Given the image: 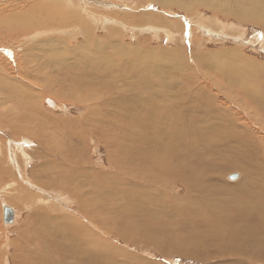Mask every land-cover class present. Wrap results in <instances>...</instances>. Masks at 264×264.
Here are the masks:
<instances>
[{"label":"rangeland","instance_id":"obj_1","mask_svg":"<svg viewBox=\"0 0 264 264\" xmlns=\"http://www.w3.org/2000/svg\"><path fill=\"white\" fill-rule=\"evenodd\" d=\"M179 1L0 0V21L6 18H13L12 21H14L11 22L13 25L10 23L9 26L0 24V77H3L5 82L0 84L5 85L16 81L21 91L27 90L24 92L25 100L19 97L23 95L22 92L17 94L19 101L26 103L23 108L27 114L22 116L18 106L16 107L19 101L17 104L14 103L8 95L0 91V162H7L11 168L10 172L4 165L0 166L2 173L0 175L3 178L0 182V264H31L40 261L30 257L29 254L26 255L29 252L26 250L29 246L27 235L40 236L47 233L46 231L52 238L50 244L54 255L51 260L55 264H71L72 261L65 256H60L59 251L62 255L69 257L73 250L72 240L70 239L69 244L67 236L54 233L50 225L42 220V216L50 218L57 215L76 220L81 226L87 227L93 234L99 236L100 242L104 241L113 249H120V253L126 255V258L120 256L124 264L130 263L129 257L139 259L140 264L145 262L149 264H237L239 260L244 264H264L263 195L260 196L263 198L259 197V202L262 204L254 207L253 203L247 199V196L252 194H247L242 199L248 202L246 208L243 207L247 210H239L240 215L235 209L224 212V217L236 216H227L230 220L229 224H227L228 220L215 222L219 224L221 233L224 231L227 233V237L240 234V243H249L250 251L233 254V250L229 252V247L213 250L212 240L203 238L209 235L206 230L209 229L211 234L215 231L211 232L213 227L210 228L208 223H199L195 226L185 217L176 216L172 212L163 217L160 213H149L146 210V208L150 210L154 205L158 208L162 203L169 202L161 198L159 168L154 163L156 158L164 156V149L167 147L164 141L170 140L169 135L167 138H157L152 141L153 145L149 149L140 151L133 149L135 145L128 142L129 140H122V142L119 139L122 131L127 132L123 134L124 136L128 134L127 137H131V134L135 135L132 127L140 125V120L144 118L145 112H148V104L132 99L146 95L145 91L142 93L145 84L142 83L141 78H145L147 72L152 70L154 76L152 72L151 76L157 80L158 77L155 78V76L163 72L166 83L169 85L167 84L168 88L160 86L162 89L156 87V90L161 92L156 99L160 105L156 106H161L165 101L166 109L173 108L185 120L195 118L193 122H198V134L206 129V126L202 125L205 123L221 128L227 134L235 135L234 138L218 146L217 153H210L206 145L202 143L199 149L198 146L196 150L193 147L190 149L189 146H185L189 143L188 140L173 137V141H170L172 145L177 146L176 161L186 165L189 181L198 174L200 179L196 184L198 188L207 192L219 190L217 192L220 195L227 196L226 205L232 207V193H229L227 189L232 188V184L243 183L241 175L245 176L250 163L246 161L245 170L239 166L233 168L230 164L248 158L253 166L259 160V164L264 167V105L262 102L264 83L245 78L249 71L255 73V64L264 68V25L244 21L236 15L212 11L214 7L223 6L219 0H214V4L210 3L209 7L195 0H181V3ZM226 6L234 12L243 13L241 11L244 5L241 0H233ZM257 9L254 7L250 13L253 10L255 14L259 13ZM46 14L52 18H48ZM20 16H24L22 19L24 22L29 23L34 20L38 22V25L35 24L27 29L16 28L15 19ZM41 17H45L47 21ZM147 17L151 19L150 22L145 21ZM101 42L104 54L94 48ZM66 46L75 53L79 52L80 55H91L90 60H97L95 62L97 64L90 68L95 72L94 80L98 81L94 86L90 87L86 82L87 85L82 88L83 90L80 89L78 84L84 77L83 71L87 72L88 66L85 68L78 60L75 61L77 53L68 57L69 63L77 62L69 72L58 69L53 62L49 61L47 57L52 55L51 49L56 50L55 54H57L58 50L66 51ZM125 47L133 49L132 58L140 48L139 50L143 52L140 56L143 59L137 63L135 59L134 62L128 58L124 59L122 49ZM227 51L237 53L239 58L235 62L243 63L238 67L244 71L239 72L235 77L243 83L238 93L226 89L222 78H215L216 75L213 73L214 76L210 75L212 67L219 58L226 62L232 61L230 57L221 53ZM124 54L129 57L128 53ZM219 54L221 55L218 56ZM198 58L202 63V69L207 73L199 68ZM99 59L103 61L100 62ZM126 61L128 64L125 63ZM118 65H121V68ZM263 68L259 67V72H262ZM108 69L119 70L120 74L126 77H118L119 72L106 74ZM134 70L136 73H133ZM66 74L70 78H66ZM102 87H106L105 98L110 99L115 105L103 109L95 106V109L91 110L90 103L85 104L84 101L74 99L78 98L77 96L83 98L89 94L93 95V92L101 90ZM196 92L209 100L207 105L204 103L197 108ZM253 93L257 95L255 100L250 99ZM46 99L55 103V111L45 105ZM30 101L35 103L34 107ZM140 107L145 111L136 113L134 109ZM128 110L130 113H126ZM207 110L210 111L206 112ZM101 112L107 117L112 116L120 120V125L114 127L110 118L100 119ZM222 114L229 117L232 122L221 121ZM150 120L158 121L159 119L151 118ZM2 121H5L7 126H4ZM144 122L148 126L147 135H151L154 128H167L163 121L154 124L148 118H144ZM16 126L20 127V132L18 128L15 129ZM135 130L137 131V128ZM244 137H247L246 147L242 146ZM159 140L163 141V148L157 145ZM211 140L213 138L207 137L206 143ZM147 141H144L145 144ZM117 142L121 149L114 150ZM131 145L134 146L129 148ZM156 149H160V155L156 153ZM119 150H123V153ZM172 150L168 153L171 154ZM165 164L167 169V161ZM143 165H146L148 169H144ZM16 168H19V171ZM82 169L84 172H99L101 176L95 173L98 175L96 178L102 183L104 178L108 180L106 176L110 183L114 180L115 184H118V188L113 186L116 192L111 189L104 193L95 191L96 195L91 196L90 191L93 188L88 187L83 179L81 184L76 183L80 177L74 178L75 176L72 175L74 171L78 174L84 173ZM234 174H237V179L230 181L229 177ZM253 175L250 174L251 177ZM215 176H220L223 182L222 188L219 187L221 184L214 181ZM92 179L90 177V180ZM201 180L204 182L202 183ZM139 183H146L151 192L140 199V203L133 209L134 204L127 203L122 195L123 193L132 194ZM163 183L164 191H166V185L170 187L167 193L172 195L168 197L174 199V202H170L171 204L177 203L179 198H185L188 195L187 183L179 182L177 178L165 179ZM252 183H255L252 189L255 187L258 188L257 191L263 192L261 179L252 180ZM120 187L122 190L119 189ZM86 190L89 192L84 195ZM118 190L123 193H117ZM194 195L201 196L199 192ZM194 195L193 197H196ZM234 198L236 200L238 197ZM94 200L99 201L101 209L95 216L90 204V201ZM2 203L15 211L14 224L9 226L3 224ZM131 205L132 211H129ZM81 206L84 208V213L81 212ZM248 210L251 212L245 213ZM252 213L251 219L248 216H252ZM98 214L104 219L103 229L97 225ZM149 215H154L157 223H152L148 218ZM163 219L164 221L159 224L158 221ZM22 224L30 228L27 227L26 232L19 233L18 228ZM129 231L131 238L127 237ZM250 233L256 234L258 239L251 237ZM40 239L44 240V244L39 242ZM40 239H37V242L45 252L47 250L45 237L40 236ZM186 239L193 241L200 250L203 245L207 249L210 248L208 252L211 258L200 255L196 257L195 254L189 255L178 250L182 245L179 243L185 242ZM77 247L74 246L76 250L84 249L81 245ZM214 255L217 257H213ZM105 264H110L107 259Z\"/></svg>","mask_w":264,"mask_h":264},{"label":"bare ground","instance_id":"obj_2","mask_svg":"<svg viewBox=\"0 0 264 264\" xmlns=\"http://www.w3.org/2000/svg\"><path fill=\"white\" fill-rule=\"evenodd\" d=\"M195 1L197 3H199V4L201 3L202 5H205L207 7H209L210 3L214 4V0H207V1H205V0H195ZM219 1H221L223 3V6L222 7H220V6L214 7L212 11H219L222 14H225V15H233V16L236 15L239 19H242L244 21L257 23V24L262 23V25H264V1L263 0L262 1H259V0L258 1L257 0H250V1L241 0L242 4L244 5V8L241 11L243 13L234 12L233 10H231L230 7L226 6V5H228L229 2H232L233 0H219ZM179 3H181V0L179 1ZM248 4H250V6H248ZM254 7L258 8L257 10L259 11V13L255 14L254 10L252 11V13H250L251 10ZM47 17H48V15H47ZM42 18L43 17H41V19ZM48 18H50V17H48ZM22 19H24V16H20L18 19H15V21H17V23L15 24L16 28H21V29L26 28L27 29L29 27L35 26V24L38 23L37 21H34V20L32 22L28 23V22H24ZM43 19L46 20L45 17ZM53 19H55V18H53ZM12 20H13V18H8V19L6 18V19L1 20L0 24H3L5 26H9L8 24H10L11 22H14ZM146 20L150 22L151 19H149L147 17V19H145V21ZM46 21H45V23H46ZM59 22H62V21H59ZM45 23H43V24H45ZM11 24L13 25V23H11ZM40 24H41V22L39 23V25ZM41 26H44V25H41ZM47 46L50 47V45H47ZM94 48H96V50H98L100 53L104 54V48L102 46V42L101 43H97ZM139 49H137L136 53L133 55V58H132L131 57V53H132L133 49L125 47L124 49H122L123 58L124 59L128 58V59H130L132 61L135 59L136 60L135 62L137 63L139 60L143 59V57L140 56L141 53L143 54V52L140 51ZM51 50H52V52L50 54H52V55L51 56L48 55L47 58H49V61L53 62L57 66L58 69H61V70L65 71V72H69L71 70L72 66H75L77 62H73L72 61V63H69V61H68L69 58L68 57L71 54H73V55L75 54L76 55V53H77V55L75 57V61L78 60L82 66L84 65V67L88 66L87 67V72L83 71L84 77L83 78L81 77L82 79L80 81V84H78L80 86L81 90H83L82 88L85 85H87V84L90 85V87H92V86H94L95 83L98 82V81L94 80L95 78H93V77H96L95 72L92 69H90V68L94 67V64H97V63H95L97 60H94V61L90 60V56L91 55L90 56H88V54L80 55L79 52L75 53L74 51L69 49L68 46H66V51L63 50L61 52V51L58 50L57 54H55L56 50H54V49H51ZM48 53H49V51H48ZM124 53H128L129 57L127 55H125ZM221 53H223L224 56L230 57L232 59V61L228 60V62H226L224 60L222 61V58H219L217 63H215V65L212 67V69L210 71V75L215 74L216 75L215 78H217V79H221L222 78L223 79L222 82L224 83L223 85L225 86L226 89L232 90L233 92L238 93V90L243 85V83L240 80H238L237 78H235V77H237V74L239 72H243L244 71V69H241V68L238 67V65L243 64V63L242 62H235V60L239 58L238 54L235 53V52L227 51V52H221ZM148 54H151V53L148 52ZM73 55H71V56H73ZM220 55L221 54H219L218 56H220ZM136 57H137V59H136ZM99 60H100V62L103 61V59H99ZM130 60H128V61H130ZM199 60L200 59L198 58L197 61L200 63ZM125 63L128 64L127 61ZM118 66L121 68V65H118ZM150 67H152V66H150ZM259 67L263 68V66L255 64V67H254L255 73L253 71H249L246 74L245 78L247 80H250V81L251 80H258L261 84H263L264 83V68H263V71L261 70L262 72H259L260 71ZM199 68L201 69V71L206 72L204 69H202V63L199 64ZM108 72L110 74H115V73L119 72V70H115V69L114 70L113 69L109 70L108 69L106 74ZM151 72H152V70H151ZM151 72L148 71L147 75H145V78H143V77L141 78L142 83L145 84V86L143 88L144 90L142 91V93L146 92V95H144L142 97L136 96V97H134L132 99L133 100H138L140 102H144V103L149 105V109H147L148 112H145L144 118H148L149 121L151 123H154V124L160 123L161 121H163V123L165 122V124L167 125V128L166 129L154 128L153 131H152V134L151 135H147L146 134V128L148 126L144 122V118H142L143 121L140 120V122H141L140 125H136V126L132 127L133 131H135L136 134L135 135L131 134V137H127L128 134L125 135V136L123 135V134H126L127 132L124 133V131H122V133H121V135L119 137V139L121 141L122 140H129L128 142H131V143H133L135 145V147H133V149H135L137 151H140V150H143V149H149L153 145L152 141L156 140L157 138H159V139H162L164 137L167 138V136L169 135L170 140H172V141L174 139L173 137H178L179 139L182 137L183 139L188 140L189 143L185 142L186 144L185 143L184 144H185V146H189L190 149L193 147V149L196 150L197 146H198V149H199L200 148V143H202V144L206 145V147H207V149H208V151L210 153H212V152L213 153H217L218 152V150H217L218 146H220L224 141L230 140V139L235 137L234 134H227L225 130H223L221 128H218L216 126H210V125L205 124V123L202 124V125H205L206 129H203L202 133L198 134L197 133V124H198V122H196V123L193 122V119H195V118H191L189 120H185L180 114H177L174 111L173 108L167 107V109H166V107H165L166 106V102L165 101H163V104L161 106H156V105H160V104L157 103L156 99L161 95V92H159V90H156V87L163 86V87L168 88L169 83H166L165 74L163 72H160V73H158V76L157 75L155 76V78L158 77L161 80H159L158 78H157V80L154 79V77L151 76ZM133 73H136L135 70H134ZM119 74H120V72H119ZM152 74H153V72H152ZM66 75H67L66 78H70V76L68 74H66ZM153 76H154V74H153ZM162 76H164V78H161ZM118 77H126V75L124 76L123 74H120ZM90 78H92V79H90ZM3 79H4L3 77H0V83L3 82ZM87 79H90V80H87ZM121 79H123V78H121ZM171 79H172V77H171ZM171 79H169V80H171ZM14 82H15V84H14ZM14 82L13 81L12 82H8L5 85H1L0 84V89H1L0 91H1V93L8 95L10 97V99L12 101H14V103L17 104L18 101H19V97L23 98V100L26 99V97H25L26 95H24L26 93H24V92H26L27 90H25V91L22 90L21 91L19 86H17L18 82H16V81H14ZM86 82H87V84H86ZM3 83H5V82H3ZM160 88L162 89V87H160ZM105 90H106V87H102L101 90L93 92V95L89 94L87 96H84L83 98L77 96L78 98H74V99L79 100V101H84L85 104H86V102L90 103L91 110L95 109V106H96V108L99 106L100 108L102 107V109H103V108H106V107H108L110 105H115V104L111 103L112 101H110V99H106L105 98L106 95H107V92ZM263 91H264V88H263ZM18 92H20V94L22 92L24 97H23V95L18 97L17 96ZM81 95L82 94H80V96ZM85 97H87V98H85ZM256 97H257V95L255 93H253L251 95L250 99L255 100ZM10 99H8V100H10ZM32 101H30V102L33 103V107H34L35 103L32 102ZM201 101H204V102H201ZM208 102H209L208 99L203 98L200 94H198L196 92V104L198 105L197 108L201 107L204 103H205L204 105H207ZM248 102H249V100H248ZM262 102H263V105H264V97H263ZM25 104H23V102L19 101L18 105H16V107L18 106V111L21 114V116L27 114V112L23 108V105H25ZM102 109H101V111H102ZM161 109L165 110V112L163 110H161ZM34 110H33V112H34ZM134 110H135L136 113H139L141 111H145L141 107L140 108H136ZM137 111H139V112H137ZM170 111L172 113H170ZM208 111H210V110H207L206 112H208ZM28 112H30V111H28ZM92 113H94V112L92 111ZM126 113H130V110H128ZM35 114H36V112H35ZM15 115L17 117V114H15ZM95 115H96V113H95ZM97 116H98V114H97ZM100 116H102V118H100L102 120L110 118V120L113 122L112 125L114 127H118L120 125L119 124L120 120L115 119V117H112V116L107 117L106 115L103 114V112H101ZM41 118H42V116H41ZM151 118H158L159 120L158 121L150 120ZM220 119H221V121L232 122V120L229 117H227L226 115H224V114H222L220 116ZM21 121H22V119H21ZM1 123L4 126H7L5 121H2ZM17 128H18V131L20 132V130H21L20 127L16 126L15 129H17ZM69 128H70V126H69ZM69 128H67V129H69ZM135 128H137V131L135 130ZM97 129L100 130L99 128H97ZM100 132H101V130H100ZM207 137H211V138H213V140H211V141L206 143V138ZM145 139H147L148 141L145 140ZM170 140L164 141V143L167 144V147H166V149H164V154L163 155L164 156L166 155V157L160 156V158H156L154 160V163L157 164V166L159 168L158 171H159V175H160V179H161V192H160L161 198L163 200H167L169 202L162 203L158 208L155 205L152 206V208L150 210L146 208L147 212H149V213H160V215L163 216V217H165L170 212H172L176 216L185 217L186 220L193 222L195 226L198 225L199 223H208V226H210V228L213 227V228H216V229H213V228L211 229V232L213 230H215V231L212 232V234L209 233L210 232L209 229L206 230L209 235H207V237L203 236V238H207V239L212 240V243L214 244L213 245L214 246L213 250H215V248L216 249L218 248L220 250V249H222L224 247L225 248L229 247V252L231 250H233V252H232L233 254H241L243 251H247V252L250 251V249L248 250V247L250 246L249 243H245V242L240 243V241H239V238H241L240 234H238V235H228V237H227V235H226L227 233L225 231H224V233H221L220 232L221 229L218 228L219 224H216V223H217V221L218 222L219 221L222 222L223 220H228L227 224H229L230 220L228 219L227 216H230V217H236V216L227 215L226 217H224L223 213L224 212H229L232 209H235L236 213H238V215H240L239 210L243 211L246 208L245 206L248 205V202H244L242 199H244L245 196L247 194H249V193H251L252 195L249 194L247 196L248 197L247 199L249 200V202L253 203L254 207L255 206L259 207L262 204V203L259 202V197L261 195L264 196V178H263L264 167L259 164V160H257L255 162V166H253V164H251L252 162L248 158L240 159V160L234 161L233 163L230 164V166L233 167V168H236V167L239 166L243 170H245L246 169V161H248V163H250L248 165V167H249L248 170L245 171V176L242 174L243 175V177H242V175H241L243 183L242 184H232V186L233 187L235 186V187L234 188L233 187L232 188L228 187V189H227V191L229 193H232V195H231L232 199L231 200L233 202V205L231 207V206H227L226 205L227 203H226L225 198L227 196L220 195L217 192L219 190H217V191L210 190V192H207V190H204L202 188H198L197 185H196L197 182L200 180V179H198L199 178L198 174L195 173L196 174L195 177H192L190 179V181H189V176H188L186 165L183 162L176 161L177 156H178V154L176 152L177 146H176V144L172 145L171 144L172 142ZM246 140H247V137H244V139L242 141V146H244V147H246ZM144 141H147V143L145 144ZM118 144H119L118 142L115 144V146H117L118 148L114 146V150H118L119 148L121 149V146L118 145ZM134 145H131L129 148H132V146H134ZM157 145H160L163 148V141L159 140L157 142ZM179 147H181V146H179ZM173 148H175V149L172 150ZM169 150L170 151L172 150L173 152L170 154V152L168 153ZM184 150H186V149H184ZM187 150H188V148H187ZM119 151L123 153V150H119ZM156 153L158 155H160L161 154L160 149H156ZM191 155H192V153H191ZM185 159H187V158H185ZM192 159H195V158L192 157ZM166 161L168 163L167 169H166V164H165ZM252 161H254V160L252 159ZM1 165H4L6 167V169L8 171H10L11 168H10L9 165H7V162H5V163L4 162L3 163L0 162V166ZM161 165H162V167H161ZM213 166H215V164ZM221 167H223V166H221ZM143 168L144 169H148L146 167V165H143ZM153 168H156V166H153ZM17 169L19 171V168H16V170ZM82 170L84 172V169H82ZM211 170H213V169H211ZM218 171H220V169ZM85 172L84 173L81 172L82 174H78L76 171H74V173L72 175L75 176L74 178L80 177V179L78 181H76V183H80L81 184V180L83 179V182L88 187L93 188L90 191L91 196H95L96 195L95 191H97V192L99 191L101 193L109 191L110 189H111V191L112 190L115 191L113 186H116V187L118 186V184L117 185L115 184L114 180L112 181L113 183H110L108 181L109 180L108 176H106V178L108 179L107 181L104 178V181H103L104 183H102V181H99L96 178V177H98V175H96V174H99V172L95 171L96 174L93 171H88L86 173ZM251 173L254 174L253 177L250 176ZM0 174H2V173L0 172ZM93 174H95V176H92ZM199 175H201V174H199ZM0 176H1L0 182H2V180H3L2 175H0ZM90 177H92L93 179L90 180ZM111 177L112 176H110V179H112ZM172 177L173 178H177L179 182L187 183V186H188L187 187V189H188L187 190L188 191L187 194L188 195H186L185 198H181V199L179 198V201H177V203H175V204H171L170 202H174V199L168 197V195L172 197V195L167 193L170 190V187H168L166 185V191H164L165 190V184L163 183V181L165 179L172 178ZM215 178L216 179L214 181L216 183H218V184L223 183L221 178H220V176H217V177L215 176ZM255 179H261V188L263 189V192L262 191L261 192L257 191L256 189H258V188H255V187L252 189V187L255 186V183H252V180L254 181ZM91 181L95 182V183H92ZM230 181H232V180H230ZM203 182H204V180L202 181V183ZM256 186H258V185H256ZM219 187L222 188V184ZM205 188H206V186H205ZM119 189L122 190L121 187ZM87 192H89V191L86 190L84 192V195ZM150 192H151V190H150V188L148 187V185L146 183H139L137 185V189L134 190L132 194H130V193H125L124 194L122 191H119V190L117 191V193H123L122 197L125 198V201L127 203L129 202V204H130V202H132L134 204L133 207H132V205L129 206V209H130L129 211H132V208L134 209V207L137 204L140 203V199H142L146 195L150 194ZM198 192H199V194L201 196L194 195V194H198ZM193 195L196 196V197H193ZM76 196H77V194H76ZM235 196L238 197L236 200L234 198ZM263 196L260 197V198H263ZM175 198H176V196H175ZM90 204L93 207V216H95L96 213H99L100 210H101L100 209V203H99L98 200H94V201H90ZM263 205H264V201H263ZM178 206L182 208L181 209L182 211L180 210V208ZM243 207H245V208H243ZM245 210H247V209H245ZM81 212L84 213V208L82 206H81ZM248 212H251V210L250 211L248 210L245 213H248ZM38 213H39V215H41L40 212H38ZM98 215L99 216H96V221L98 223L97 225H100L101 228L103 229L104 226L102 224L104 222V219H103V217L100 216V214H98ZM248 217H250V218L253 217V213H252V216H248ZM255 217H256V215H255ZM119 218H120V216H119ZM148 218L151 220L152 223L155 222L154 215H149ZM253 219H255V218H253ZM261 219H262V217H261ZM42 220H43V222L45 224L50 225L51 229L54 230V233H56L58 235H61V236H67L69 244H70V239L72 240L71 245L73 247V250L70 252V256L69 257H67V255H62V252L59 251L60 256H65L67 259L72 261L71 264H97V263L105 264L106 259L108 260V262L110 264H124L122 262L120 256H123V257L126 258V255L123 254V253H120V251H121L120 249L119 250L118 249H113L112 246H110L109 244H105L104 241L100 242V237L99 236H96L95 234H93L89 229H87V227L81 226L76 220H72L70 217H65L64 218L63 215H57V216H53V217H50V218H47V216H42ZM163 221H164V219L162 221L159 220L158 223L160 224ZM155 223H157V222H155ZM191 225H193V224L191 223ZM27 227H29V226L28 225L26 226V224L20 225L19 228H18L19 233L26 232ZM198 228H200V226ZM45 229L48 230V228H45ZM46 232L47 233H45L44 235H40V236H44L45 237V241H46V244H47L46 245V247H47L46 249L47 250L45 252L43 251L44 248H40L39 246H41V245H39L38 242H37L38 241L37 239H40V236H38L36 233H35L36 235L33 234L32 236L31 235L30 236L27 235L29 246L27 247L26 250L29 251V252L26 255L29 254L30 257H35L36 259L40 260V261H38L36 263L33 262L31 264H46V262H48V264H55V262L51 260L53 258V255H54L53 254V252H54L53 251V247L50 244V242L52 241V238H51V235L48 233V231H46ZM28 233H29V230H28ZM206 234H204V235H206ZM250 234H251V237H253L254 239H258V236L256 234H253V233H250ZM127 237L128 238L132 237L131 234H130V231L127 233ZM210 237H212V238H210ZM21 238H23V237H21ZM181 240H183V238ZM39 242L44 244V240L40 239ZM179 244H182V245H181V247L179 249L178 248L177 249L180 250V251H184L185 254H189V255L195 254L196 257L200 255V256H203V257L211 258V254H210V252H208V250H210V248L207 249V247L206 246L204 247V245H203V247L205 249H203V247H202V249L200 250L198 246H195V243L193 241L188 240V239H186L185 242L179 243ZM75 245H76V247H77V245H81L82 247L84 246V249L79 248L78 250H76L74 248ZM209 245H211V244H209ZM263 248H264V243H263ZM257 249H259V247ZM23 251H25V249H23ZM218 253H219V251H218ZM115 255H116V257H115ZM213 257H217V255H214ZM118 258H119V261H118ZM129 258H130V263L129 264H137V262L139 261V259H133L131 257H129ZM227 258H228V256H227ZM25 260L26 259H24V261ZM49 261H51V262H49ZM233 262L235 263V261H233ZM27 264H29V263H27ZM56 264H60V263H56ZM138 264H140V263L138 262ZM145 264H149V263L145 262ZM237 264H244V263H243V261L239 260V262Z\"/></svg>","mask_w":264,"mask_h":264},{"label":"water","instance_id":"obj_3","mask_svg":"<svg viewBox=\"0 0 264 264\" xmlns=\"http://www.w3.org/2000/svg\"><path fill=\"white\" fill-rule=\"evenodd\" d=\"M45 105L49 107L51 110H54V111L56 110L55 103L50 99L45 100ZM237 177H238L237 174H234V175H231L229 179L234 181L237 179ZM14 220H15V211L8 205L2 203V222L3 224L6 226L12 225L14 223Z\"/></svg>","mask_w":264,"mask_h":264}]
</instances>
